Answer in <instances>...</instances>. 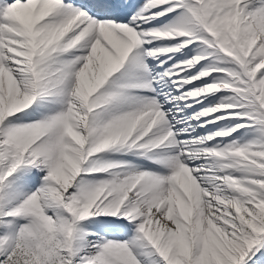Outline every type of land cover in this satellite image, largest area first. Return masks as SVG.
<instances>
[{
	"label": "snow or ice",
	"instance_id": "6c2138e0",
	"mask_svg": "<svg viewBox=\"0 0 264 264\" xmlns=\"http://www.w3.org/2000/svg\"><path fill=\"white\" fill-rule=\"evenodd\" d=\"M0 264H264V0H0Z\"/></svg>",
	"mask_w": 264,
	"mask_h": 264
}]
</instances>
